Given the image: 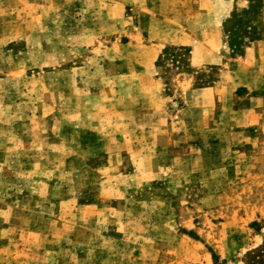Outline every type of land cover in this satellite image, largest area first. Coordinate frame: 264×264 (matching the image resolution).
<instances>
[{
	"label": "rangeland",
	"instance_id": "374dc122",
	"mask_svg": "<svg viewBox=\"0 0 264 264\" xmlns=\"http://www.w3.org/2000/svg\"><path fill=\"white\" fill-rule=\"evenodd\" d=\"M257 6L0 0V264H264Z\"/></svg>",
	"mask_w": 264,
	"mask_h": 264
},
{
	"label": "trees",
	"instance_id": "16d2710c",
	"mask_svg": "<svg viewBox=\"0 0 264 264\" xmlns=\"http://www.w3.org/2000/svg\"><path fill=\"white\" fill-rule=\"evenodd\" d=\"M256 1H258V0H249V2H250V13H254L255 12V10H256V8H258V3H261V0H259L258 1V3L256 2ZM257 3V4H256ZM253 34H252V37H254L255 35H254V32H252ZM227 35L231 38V47H232V49L234 50V44L232 43V40L234 39L233 37H232V35H235V30L234 29H229V30H227ZM255 38V37H254ZM167 53V52H166ZM165 53V54H166ZM172 55L173 56H175L176 54L175 53H172Z\"/></svg>",
	"mask_w": 264,
	"mask_h": 264
}]
</instances>
